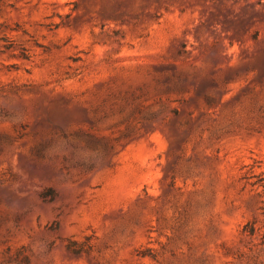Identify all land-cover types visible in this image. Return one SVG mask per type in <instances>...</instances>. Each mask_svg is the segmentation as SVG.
Instances as JSON below:
<instances>
[{
  "label": "rangeland",
  "instance_id": "rangeland-1",
  "mask_svg": "<svg viewBox=\"0 0 264 264\" xmlns=\"http://www.w3.org/2000/svg\"><path fill=\"white\" fill-rule=\"evenodd\" d=\"M0 264H264V0H0Z\"/></svg>",
  "mask_w": 264,
  "mask_h": 264
}]
</instances>
